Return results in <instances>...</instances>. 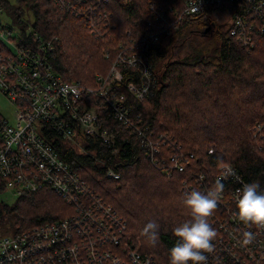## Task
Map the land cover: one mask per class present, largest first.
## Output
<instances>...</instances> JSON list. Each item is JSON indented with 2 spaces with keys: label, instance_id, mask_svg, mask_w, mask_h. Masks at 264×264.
Listing matches in <instances>:
<instances>
[{
  "label": "trees",
  "instance_id": "trees-1",
  "mask_svg": "<svg viewBox=\"0 0 264 264\" xmlns=\"http://www.w3.org/2000/svg\"><path fill=\"white\" fill-rule=\"evenodd\" d=\"M90 2L99 4L96 13L106 24L99 32L51 0H1L20 43L36 46V37L50 41L49 63L65 82L94 85L95 74L107 76L121 44H135L152 69L156 84L142 101L125 89L127 81H137L136 68L120 67L123 79L111 85L115 94L125 95L131 122L136 126L139 121L142 129H148L147 136L165 141L159 153L167 161L178 152L193 157L181 171L171 164L174 171L167 174L152 165L151 152L136 132L107 116L100 106L97 123L113 133L114 146L81 133H76L74 141L64 140L47 126L43 133L59 158L126 220L123 245L150 255L157 264H168L167 252L175 241L172 228L189 218L181 204L185 184L199 190L198 176L229 164L245 183L258 181L264 189V32L254 30L253 45L246 48L237 35L230 34L227 24L217 21L221 11L211 7L205 14L182 16L172 34L158 32L154 41L147 37L157 32L149 5L160 6L169 15L170 8L181 10V0ZM74 11L87 12L79 4ZM85 103H93V97L86 96ZM257 122L260 125L255 126ZM210 131L228 135L212 137ZM206 134L210 137L202 140ZM173 144L179 151L170 147ZM217 176L212 177L214 183ZM222 183L226 190L235 186L231 181ZM13 198L11 203L0 198V227L11 228L13 234L61 218L69 209L44 186ZM148 221L158 225L155 246L141 235ZM207 221L215 229L210 216Z\"/></svg>",
  "mask_w": 264,
  "mask_h": 264
},
{
  "label": "built area",
  "instance_id": "built-area-1",
  "mask_svg": "<svg viewBox=\"0 0 264 264\" xmlns=\"http://www.w3.org/2000/svg\"><path fill=\"white\" fill-rule=\"evenodd\" d=\"M57 1L60 6H66L73 14L82 17L86 23L95 26L97 28L96 32L106 27L103 18L96 13L98 3H91L90 0ZM73 2H77L87 12L85 14L76 13L73 9ZM245 5L247 8L243 9ZM206 6H212L216 11L228 12L231 26H233L231 34H237L245 45L249 43L248 31L264 30V0H187L185 12L199 13ZM149 8L153 14L161 13L158 10L159 8L152 4ZM88 9H93V13L90 14ZM1 16H4L7 22H3ZM255 18H257L256 23L250 22ZM249 26L251 30L248 29ZM36 38V44L40 47V50H43L42 55H39L37 51H33L31 44L20 43L18 30L7 19V14L4 12L0 0V80L15 85L12 89L0 88L2 94L14 106L13 115L15 119V124L10 125L0 112V127L16 146L11 162L6 166H0V192L3 191L12 197H16L27 192L28 189L35 191L44 186L35 184L34 181L48 182L52 186L50 189L66 202L68 208L72 210L71 213L80 218L82 225L100 236V249L103 252L102 260L89 261L87 264H104L106 260H110L115 264H126L127 262L117 259L116 254L113 252V247L118 244L125 234L121 228L114 224V220L118 219L119 216L110 208L109 214L114 219L112 221L106 217L102 221L92 220V218L84 219L85 212L93 213L91 205L86 201L82 205H76L64 197L65 195L75 196L79 194V186L57 187L52 182L49 174L42 169L43 162H58L61 159L52 146L47 144L44 133H40V131L46 126L50 127L67 108H79L83 112V116L79 124L69 120L63 136L64 140L74 141L76 133H81L86 136L98 137L103 142L111 145H114V142L113 133L107 128L100 127L98 132L91 128V122L93 120L97 122L98 114L95 108L86 109L88 107H82V104L71 102L62 95L61 90L67 88L77 89L82 91L84 95L95 92L80 83H65L59 76L55 75L48 63V54L51 50L50 42H44L39 40L38 37ZM17 55L21 56L19 58L13 57ZM117 57L119 58L117 65L134 64L121 51L117 53ZM27 64H31L36 73L25 70ZM121 81V76L115 69L107 76L97 74L95 82L99 89L96 92L102 97L107 96L109 87L112 88L111 84ZM149 87H151L149 70L142 73L140 83L128 82L125 84V89L137 98H141V91ZM52 98H61L63 104L57 108H52L49 101ZM120 98L123 99V96ZM117 109L122 113V116L118 117L119 120L129 125L136 132L141 144L151 152V155L158 153L160 143L145 133H139L136 126L132 122L129 123L131 120L126 109ZM258 125H260V122H257L255 126ZM172 149L179 151V148L175 146ZM184 158L185 156L178 152L171 155L169 161L174 168L181 171ZM225 167L232 168L231 165L227 164L219 166L220 171L216 181H230L224 176ZM202 180L203 177L198 176L199 191ZM243 181L242 178L237 176L234 188ZM83 186H86L84 181ZM234 188L224 189L217 201V207L210 215L212 223L217 226L220 235L213 239L211 251L205 253L209 257L206 264H239V260L243 256L252 258L253 264H261L264 260V227L242 223L235 217L234 206L230 205L234 201V193L237 191ZM185 189L188 191L195 190L191 185H185ZM245 233H249L253 237L247 244L243 243ZM78 241L82 244H88L80 234H74L71 230L65 237L56 236L44 230L40 234V240L34 238L20 239L18 233L6 236L0 234V264H17L29 260L35 249L41 250L40 254L47 256L53 263L64 264V261L55 254L63 257H73V249ZM156 263L154 259L142 258V264Z\"/></svg>",
  "mask_w": 264,
  "mask_h": 264
},
{
  "label": "bare ground",
  "instance_id": "bare-ground-1",
  "mask_svg": "<svg viewBox=\"0 0 264 264\" xmlns=\"http://www.w3.org/2000/svg\"><path fill=\"white\" fill-rule=\"evenodd\" d=\"M186 1L187 0H181L182 7H181V10L179 12L176 11L175 8H170L168 11L169 15H165V11L160 6L151 3L153 6L158 7L159 8L158 10L163 15L159 12H157L155 14L151 13V15L155 19V22L157 25V32L151 31L147 35V37L150 38L151 40L155 41L157 38L158 32L165 33L166 35H170L179 26L178 23L182 19L181 18L182 16H186V15L194 16V15H199V14H203V13L205 14V12H206L205 10L207 8L212 7V6H206L204 8V10L199 12V13H187V12H185ZM51 2H54V4H57V6H59V2L57 0H51ZM77 6H78V3L73 2V9H76ZM62 7L67 8L66 6H62ZM244 8H247L246 5L243 7V9ZM67 9H69V8H67ZM88 10L90 11L92 9H88ZM161 18H164V19L162 20ZM256 19L257 18H255L254 20H252L250 22L256 23L257 22ZM227 22H228L227 27H228V30L231 34V30H232L233 26H231L230 17L228 18ZM171 24H173V25H171ZM168 25H170V26L168 27ZM248 29L251 30L250 26ZM90 30H91V28H90ZM252 32L253 31H250V32L248 31L249 43L247 45L244 44V42L238 37L237 34H231V35H237L238 41L241 42V45L246 47V48H249V46L252 47V45H253L251 42L252 40L250 41ZM263 32H264V30H263ZM118 47L120 49L119 51H121L124 56H126L127 58L132 60L134 62V64H132V65H129V64L128 65H122V64L117 65L119 58L116 57V60L114 62H112V66L110 67L108 74L110 72H112L113 69H115L119 73V75L121 76V79H123L122 73L119 70L120 67L134 68V69L136 68L137 73H136L135 77H136L137 81L133 82V81L129 80L127 82H132V83L138 84L141 82L142 73L149 70L151 87L141 91V94H140V95H142L141 98H137L134 94H132L131 92L126 90L135 99H137L138 101H142L144 99V97H147L151 93L152 89L154 88V86L156 84V78L153 76L152 69L145 62L142 54L136 49L135 44H133V43H129L127 45L121 44ZM31 49L33 51H37V53L39 55L43 54V50H40V47L37 44H36V46L34 44H31ZM50 51H52V45H51ZM19 56H21V55H17V56H13V57L19 58ZM48 63H49V59H48ZM25 70L32 71V72L36 73L35 69L33 68V66L31 64H27L25 67ZM51 70L56 75L52 66H51ZM96 75L97 74H95V76ZM95 76L93 78L94 88H91L87 84H81V85L88 87L89 89L93 90L95 93L84 95L82 91H79L77 89L67 88V89L61 90L62 95L64 97H67L73 103H79V104H82V107L83 106L88 107L86 109L95 108L97 111V106H100L104 109L107 116H109V117L117 120L118 122L122 123L118 118L119 116H122V113L117 111V110H119L117 108H124L127 111L129 110V107L125 104V100H126L125 95L124 94H118L117 95L113 92V88L109 87L107 96H103V97L100 96L96 92L99 89V86L95 82ZM59 77L61 78V76H59ZM63 82H65V81H63ZM65 83H79V82L72 81V82H65ZM14 87H15V85H13V84L5 81V80H0V88L12 89ZM25 93H27V92H25ZM86 96L93 97V103H85V97ZM121 96H123V99L120 98ZM49 101H50L52 108H57L63 104L61 98L60 99L52 98ZM95 101H97V102H95ZM82 116H83V112L79 108H73V107L67 108L66 111L62 115L58 116L57 119L48 128L51 129L53 132H55L58 136H60L63 139V136L65 135L66 128H67V123L69 122V120L74 122L75 124H79L82 121ZM97 121H98V117H97ZM129 123H131V121H129ZM139 125H140V122L138 121V123H136V128H137V131L139 133L148 132V129H146V128L142 129ZM91 128L95 132H98L100 126L98 125L97 122H95L93 120L91 122ZM263 128L264 127H262L261 129H263ZM43 129L44 128L41 129L40 133L44 132ZM256 131L258 132V130H256ZM92 137H95V136H92ZM152 139L159 142L160 147H162L161 145H163L165 143V141L161 140L160 138L157 140L154 138H152ZM100 140L103 142L102 139H100ZM113 142H114L113 144L115 145V136L114 135H113ZM106 144H108V143H106ZM109 145H111V144H109ZM114 145H111V146H114ZM173 146H174V144L170 145V147H173ZM15 149H16V146L8 139L7 133H5V131H3V129L0 127V166H6L7 164H9V162H11V159L14 155ZM160 150H161V148L159 149V152H160ZM159 152L153 153L151 155L152 157L149 161L152 165L157 166V167H161V168H163V171L165 170L167 172V174H170L171 171H174L171 168L172 163L167 161L165 159V157H163V155ZM157 157H159L158 160H157ZM191 158H193V157L187 156L183 159V162L186 164H189ZM42 169L45 170L49 174L52 182L57 187L65 188V187L70 186V185H78L79 186V189H80L79 194H77L75 196L65 195L64 197L76 205H82L83 202H85V201L91 205V207L93 209V213L85 212L83 215L84 219L85 218L86 219L92 218V220L102 221L106 217L108 220L112 221L114 219L109 214V209L111 208L119 216L118 219L114 220V224L117 227L121 228L124 233H126V230H127L126 220L123 219L109 204L104 202L100 198V196L98 194H96L85 183V181L68 166L67 163H65L62 160H59L58 162L46 161V162L42 163ZM231 170H232L231 175H228L226 177L231 181V183H234L236 181V177L237 176L240 177V175L233 166H232ZM219 171H220V168L217 167L214 174H205V173L203 174V180L200 183V191L201 192L208 190L214 184L212 177L219 174ZM178 172H179V170H178ZM109 174L114 178H116V176H117L115 173H113L111 171L109 172ZM0 178H1V174H0ZM83 181L86 184V186H83ZM34 182H35V184L44 185L48 188H52V186L50 184H48V182H44V181H34ZM190 183L191 182H189V184ZM244 184H245V182L243 181L236 188H234V186H232V189L234 188L235 190L236 189L239 190ZM42 187H40V188H42ZM40 188H38V189L40 190ZM38 189L35 191H38ZM182 190H184V188H182ZM27 192H34V191L32 189H28ZM184 192H186V190H184ZM187 192H188V190H187ZM230 205L234 206V201H232L230 203ZM214 227H215V231L218 233V234L216 233V236L218 237L220 235V231L218 230L216 225H214ZM44 230L52 233L53 235L62 236V237L67 236L69 231L71 230L74 234H80L81 237L87 241L88 244H82L80 241H78V243L75 245V247L73 249V257H63L59 254H55L57 257H59L60 259H62L64 261V264H87L89 261H101L102 260L103 252L100 249V243H101L100 236L97 233L90 231L89 229L85 228L82 225L80 218L73 215L71 212L68 215H65V216L58 218L56 220L44 221V222L34 226L33 228L29 229V230L18 232V237L20 239L34 238L36 240H40V234ZM122 238L118 242V244L113 247V252L116 254L117 259H119L120 261H123V262H127L126 264H142V258L153 259L150 255H143L138 249L128 248V247L124 246L123 242H122ZM120 242H121V244H120ZM40 253H41V250L35 249L33 251V254L31 255V258H29V260H24L23 262H20L17 264H56V263H53L47 256L40 254ZM208 260H209V257L207 256V261ZM104 264H115V263L110 261V260H106L104 262ZM239 264H253V259L250 258L249 256H243L239 260ZM261 264H264V260Z\"/></svg>",
  "mask_w": 264,
  "mask_h": 264
},
{
  "label": "clouds",
  "instance_id": "clouds-1",
  "mask_svg": "<svg viewBox=\"0 0 264 264\" xmlns=\"http://www.w3.org/2000/svg\"><path fill=\"white\" fill-rule=\"evenodd\" d=\"M231 168L225 167L224 176L231 175ZM224 191V184L217 180L208 190H191L184 194L182 206L187 209L188 219L172 228L175 238L168 249V264H206V252L211 251L215 229L207 218L217 207V201ZM234 215L245 224L264 227V189L258 181L245 183L234 193ZM141 235L146 243L155 246L159 239L158 225L153 221L145 223ZM243 243L253 238L244 234Z\"/></svg>",
  "mask_w": 264,
  "mask_h": 264
},
{
  "label": "rangeland",
  "instance_id": "rangeland-1",
  "mask_svg": "<svg viewBox=\"0 0 264 264\" xmlns=\"http://www.w3.org/2000/svg\"><path fill=\"white\" fill-rule=\"evenodd\" d=\"M8 1H10V2H12V3H15V0H8ZM4 12L5 13H7L6 12V9H4ZM218 16V19H217V21L218 22H220V23H222L221 25L222 26H225L226 24H228V22H227V20H228V16H227V12L226 11H221V15H217ZM1 18H2V21L3 22H7L6 21V18L4 17V16H1ZM9 20V19H8ZM217 23V22H216ZM116 57H117V54H116V56H115V58L113 59V61L112 62H114L115 60H116ZM112 62H111V66H112ZM110 66V67H111ZM110 70V69H109ZM87 85H89L91 88H94V85H92L91 84V82L89 83V84H87ZM0 112L3 114V116L8 120V122H9V124L10 125H13V124H15V119H14V115H13V113H14V106L7 100V98L2 94V92L0 91ZM253 128V127H252ZM160 131V130H159ZM213 132H217V131H213ZM209 135L210 136H212V137H219V138H221V137H223V136H227L228 134H227V131H221V132H219V133H217V134H212V131H210L209 132ZM210 136H208L207 134L206 135H203V136H201V137H204V138H201L202 140H206L207 138H209ZM261 149V148H260ZM227 165H229V164H227ZM213 173V172H212ZM214 174V173H213ZM110 175V174H109ZM111 176V175H110ZM0 198L1 199H3V200H5L6 202H13V200H14V198L11 196V195H9V194H5V193H2L1 195H0ZM65 211V214H63V216H65V215H67L69 212H71V210L70 209H65L64 210ZM116 211V210H115ZM62 212V211H61ZM217 233V232H216ZM0 234L2 235V236H6V235H13V231H12V229L11 228H9V227H0ZM218 234V233H217Z\"/></svg>",
  "mask_w": 264,
  "mask_h": 264
},
{
  "label": "water",
  "instance_id": "water-1",
  "mask_svg": "<svg viewBox=\"0 0 264 264\" xmlns=\"http://www.w3.org/2000/svg\"><path fill=\"white\" fill-rule=\"evenodd\" d=\"M209 29V28H208Z\"/></svg>",
  "mask_w": 264,
  "mask_h": 264
}]
</instances>
